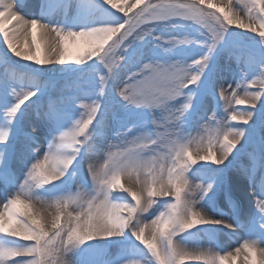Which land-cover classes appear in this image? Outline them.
Instances as JSON below:
<instances>
[{"label": "snow or ice", "instance_id": "1", "mask_svg": "<svg viewBox=\"0 0 264 264\" xmlns=\"http://www.w3.org/2000/svg\"><path fill=\"white\" fill-rule=\"evenodd\" d=\"M90 2L66 0V8L72 13ZM205 3L211 5L212 0H122L121 3L102 0L101 6H106L113 17L96 26L74 29L26 19L17 10L18 6H26L23 0L20 5L17 0H0V33L15 57L39 67L80 66L90 61L88 66L95 73L94 80L84 79L69 86L74 92L61 91L55 98L49 95L46 108L39 98L21 107L31 97L42 95L45 85L33 80L23 90L15 74L0 76V184L8 188L15 186L19 179L12 168V160L17 153L19 118L26 107L35 108L36 119L49 126L52 136L43 160L32 147L36 162L29 167L27 161H22L28 170L18 192L14 196L11 192L5 194L6 212L0 211V234H3L0 235V264H76L74 254L85 242L121 235L140 241L147 252L137 246L140 255L124 258L117 252L106 264H186L190 260L226 264L241 255L243 264H264V119L250 123L258 105L264 108V30L259 32L258 48L243 45L228 53L229 59L235 60L239 72L237 88H243L245 98L238 99L240 93L235 89L227 96L222 80L213 89L211 79L204 80V76L208 72L211 77L210 64L212 71L217 70L213 57L225 33L233 28L227 27L215 12L206 10ZM241 3L248 23L238 18L233 20L226 7L224 20L227 24L238 23L240 28H251L255 32L259 21V27L264 29V0H241ZM10 20L15 27L6 26ZM159 26L166 29L187 26L195 35L192 31L156 35ZM29 34L31 44L27 41ZM21 36L24 37L22 45L17 43ZM149 42L153 44L152 49L146 47ZM192 45L203 49L195 55L199 59L185 60L170 55L174 49ZM155 49L169 55L160 56ZM132 63L136 70H129V75L120 80V70ZM101 68L107 71L99 75L97 84L96 76ZM202 81L204 87L200 89ZM244 81L249 84L245 85ZM250 85H258V90L249 91ZM109 90L118 101L106 102ZM93 96L90 105H77L82 97ZM233 99L238 105L249 103L250 110L241 112L229 107ZM220 100L225 102V111L231 113L230 119L242 121L243 126L227 123L224 117L218 119ZM212 102L215 108L208 116ZM73 105L77 109L75 112ZM116 106L141 110L146 119L139 124L117 121L115 138L119 143L113 146L117 151H109L98 167L94 162L100 151L95 143V137L100 134L97 130L104 128L109 115L117 120L113 111ZM81 107L87 111L76 118ZM158 110L167 115H158ZM193 110H199V119L206 118L208 125L203 134L195 137L187 131L189 114ZM159 128L164 131H156ZM25 136L32 144L37 143L34 135L25 133ZM242 141L253 146L249 153L252 166L241 168V173L253 187L254 212L245 214L242 219L238 205L225 192L233 215L228 218L221 211L220 219L207 216L202 213L201 202L216 194L224 182V172L243 149L236 147ZM216 145H219L218 154L212 151ZM205 146L207 153L201 154ZM85 161H88L87 176L92 178L90 187L81 171V182L75 192L65 190L44 197L35 191L45 185H54L70 167L81 168ZM225 161L229 164L220 167ZM198 162L205 164L191 171ZM208 164L217 168L206 171ZM198 174L201 182L191 183L188 177ZM122 177L127 178V187L121 183ZM133 177L134 183L131 182ZM118 188L122 191H115ZM21 195L25 196L24 200ZM156 197L169 199L160 201L163 210L150 223H142L147 219L145 213L153 215L149 208L156 203ZM173 197L175 202H171ZM31 201L40 205L38 210L29 213L16 210L21 204L31 208ZM70 204L81 211L74 216L67 211ZM52 207L54 213L48 212ZM197 208L201 211L194 210ZM62 216L64 223H61ZM209 226L217 232L227 229L229 237L243 231V243L234 253L221 250L223 255L213 249H189L186 236H191L190 230L195 227L197 231L207 232ZM184 233L186 235H181Z\"/></svg>", "mask_w": 264, "mask_h": 264}, {"label": "rangeland", "instance_id": "2", "mask_svg": "<svg viewBox=\"0 0 264 264\" xmlns=\"http://www.w3.org/2000/svg\"><path fill=\"white\" fill-rule=\"evenodd\" d=\"M19 4H21V0H17ZM29 0H23V3L26 6H19L20 7V12L25 18L27 19V16L29 15L27 13V9L24 7H27ZM79 2V0H77ZM117 3H121L122 0H116ZM154 2V0H153ZM223 6L219 9L217 8H212L203 5V7L211 12H215L216 15L220 16V19L225 23V25L229 28L228 32L225 33L224 40L221 41V44L218 45L217 48V53L213 57V63L218 65V68L216 71H212V64L209 65V71L212 72L211 77H209L208 72L205 73L204 80H209L211 79L212 81V86L213 89L215 88L216 83L223 82V87L227 89L225 95L231 96L232 95V90L235 89L240 95L237 97L238 99H244V92L243 88H237V83L239 81V72L236 67L235 60L229 59L228 53L231 51H237L239 50V47L243 45H247L248 47L252 48H258L259 47V32L261 29L259 27V21H257L255 27L256 31L253 32L251 28L244 29L240 28L238 23H234L232 25H228L227 21L224 20V9L226 7L229 8V15L233 20L239 19V21H242L244 23H248V20L246 18V11L243 8V4L241 3V0H222ZM102 5V0H91L89 5L87 7H81L74 12L79 16L78 20H70L73 18L72 13H69L67 8H66V0H42V9L44 11V16L45 17H55V13H61L64 14L65 16H68L69 19L68 21L72 22L73 25H76L77 28L81 26H96L99 23H103L108 21L110 18L113 17V13L107 10L106 6H101ZM110 7V5H109ZM137 7H141V5H138ZM113 11H116L118 14L123 15L122 13H119L118 9H113ZM135 11V9L133 10ZM66 24H69V22H65ZM12 24V27H15L14 23L11 21L9 22L10 26ZM74 28V27H72ZM74 28V29H77ZM157 33L156 35H168L172 33H177V32H191L192 30L189 29L187 26L184 28H164L163 26H159L156 29ZM192 35H195V32H191ZM29 40L30 44L32 41V36L29 34ZM22 37V36H21ZM0 39L4 43V37L3 34L0 33ZM111 41H109L110 43ZM148 49L153 48L152 42H149L146 46ZM223 49V50H221ZM203 49L198 48L195 45L192 46H185L183 48H177L174 49L170 55H172L174 58H183L185 60H190V59H199V55ZM155 52L160 55V56H165L169 55L164 53L161 49H155ZM133 61H135V57H133ZM191 62V61H189ZM31 64V65H30ZM91 62H87L86 65H70V66H63V65H48L44 67H39L38 65H35L33 62H28L23 60L22 63L18 62V65L13 63L12 59L8 57L5 52H4V44L0 43V76H7V74H15L18 79H20L22 85H23V90H26V83L30 81H37L39 84L45 85L44 88L41 89L43 90V93L39 99L41 100V104L44 107L45 105L47 106L48 101H49V95H51L53 98L57 94H59L61 91L65 92H74L75 89L71 88L69 86L74 85L80 80L84 79H95V73L94 71L88 66L90 65ZM135 64H129L127 69H121L119 73V79L124 80L128 75H129V70L135 71L136 69L134 68ZM107 70L101 68L99 74L96 76V82L98 84V77L100 74H104ZM251 80V77L249 78ZM245 85L249 84V81H244L243 82ZM30 85V84H29ZM122 86V85H121ZM192 87V86H190ZM204 87V82L202 81L200 84V89H203ZM26 88V89H25ZM22 90L18 88V91ZM258 90V85H250L249 86V91H257ZM199 93V89L197 90ZM217 98L219 99V91H220V85L218 84L217 86ZM95 97L87 98V97H82L81 100L77 101V105L79 106L81 103L85 105H90L91 104V99H94ZM37 98H32L29 99V101H25L24 105L21 107H24L25 105L30 104V102L35 101ZM179 99V98H177ZM113 100L118 101V97H114V94L109 90V93L106 97V102L112 103ZM259 103V102H257ZM176 107H179V104L175 105ZM231 108L238 109L239 111H244L245 109L250 110V104L245 103L242 105L236 104V100L233 99L231 102V105H229ZM215 108V102L210 103L209 108H208V116L212 115V110ZM73 112L77 111L75 106L73 105ZM87 111L86 108L81 107L79 112L77 113L76 118L79 117L80 113ZM113 111L115 112V116L117 120H113L111 115H109L105 126L102 130L98 129L97 131L101 134L97 135L95 137V143L99 147V160L97 166H101L103 164L104 156L109 152H115L117 151L116 147H113L119 143V141L115 138L116 137V132L118 130V124L117 121L123 122L124 124H139L142 122L144 119H146V114H143L141 110L138 109H129V110H124L120 108L119 106L114 107ZM219 113L220 116L218 117H224L226 118L227 123L233 124V125H240L243 126L242 121H233L230 119L231 113H228L225 111V102L223 100H220L219 103ZM158 115H167V113H160L158 110ZM201 115L199 110H193L189 114V125L190 127L187 129V131L192 135V136H199L200 134H203L205 129L208 127L206 124L205 119H199V116ZM86 118V116H85ZM264 119V108H261L258 105V108L256 110V116L254 117V120L250 123L255 124L259 120ZM36 115H35V108L30 107L27 108L26 110L22 112L20 118H19V128H20V133H19V139L17 141V153L13 157L12 160V168L16 174V176L19 178L18 181L16 182L15 186H10L8 188H5L3 184H0V198L1 202L4 205L5 200V194L6 192H11L14 196V193L16 194L17 187L20 186V178L21 175L24 179V173L27 172V168L24 166V163L22 161H27L28 166L30 167L32 163L30 160V156L33 154L31 153V148L37 149L35 146L39 145L38 142L36 144H32L25 136V133H29L34 135L35 137H39L43 142L42 145H44L45 141H50L52 139L51 133L49 131V127L46 126L45 124L41 126L43 132L45 129H48L49 134H42L39 135L35 131H31L28 129V123L31 121H36ZM91 127V125L89 126ZM120 131H123V129H119ZM101 131V132H100ZM156 131L163 132V128L156 129ZM50 136V137H49ZM49 138V140H48ZM232 137L230 136L229 139ZM131 139V137H129ZM259 137H257V140ZM48 142H46V151L48 150ZM236 147H241L243 148L242 151L237 155L236 158L232 160V165L231 167H227L226 171L224 172V182L220 185L219 189L216 191V194L212 196L211 199H205L204 201L201 202V205L203 206L202 208V213H206L207 216L214 217L216 219H220L221 217L220 212H224L227 214V217L230 218L233 215V210L231 209L229 202L225 199V192H227L233 199V201L236 202L238 205L240 212H241V218H244L245 214H251L254 212V205H255V197L253 196V187L252 185L249 184L248 180L246 177L241 173V168H251L252 166V160L250 159L249 153L253 151V146L251 144L245 145L242 141L241 145L240 143H237ZM194 150V149H193ZM147 151V149L145 150ZM213 153L218 154L219 152V145H216L212 149ZM207 153V146H205V151L201 154H206ZM149 156L152 155V153H148ZM22 163V171L20 174V169L17 170V167L19 166V163ZM205 164V162H198L197 165H193L191 171H196L197 169L200 168L201 165ZM229 164V161H225V165H222L220 167H225ZM85 164L81 168H76V167H70L66 172L63 177L60 178V180L54 182V185H45L42 186L35 191L37 194L42 195L44 197H51L54 195H58L61 192L65 190H71L72 192H75L77 187H79L80 182H81V171L85 173ZM216 165H211L208 164L206 171L216 169ZM73 173H75L73 175ZM84 178H87L88 180V185L89 187L92 184V178L87 177L86 174H84ZM166 179V177H165ZM189 181L193 184L200 183L201 181L199 180V174L196 177H188ZM257 180H259V172H257ZM132 183L135 182V177L132 178L131 180ZM121 183H128L126 177H122ZM239 187L248 189L250 193L247 195L246 200H241L239 196L238 189ZM16 191V192H15ZM115 191H122L121 189H116ZM125 195H127L125 193ZM24 197V196H23ZM25 199V197H24ZM21 197V200H24ZM131 199V197H129ZM156 203L153 204L149 208V212L152 213L153 215L149 216L147 213L144 215L147 217L146 220H143L142 223H150V221L154 218L155 215L159 214V211L163 210V205L160 204L161 200H168V197H156ZM171 202H175L174 197L171 198ZM31 203V202H29ZM159 205V207L157 206ZM87 205L85 204V208ZM36 209V208H35ZM37 209H39L37 207ZM36 209V210H37ZM16 210L29 213L32 210L30 208H25L22 204L16 206ZM197 211H201L200 208L194 209ZM48 211L54 212L55 209L54 207L48 208ZM67 211L72 212L73 215L77 212H80L81 209L75 205H69ZM27 218V217H25ZM215 227H220V226H215ZM209 231H197L195 227L191 229L190 231L192 232L191 236H186V242H187V247L189 249H195V248H203V247H210L213 250L220 252L221 255L224 254L223 251H233L234 249L239 247L244 240V233L243 231L238 232L236 236L229 237L227 235L228 230L225 229L223 232H217L214 230L212 226H209ZM3 235V234H0ZM181 235H186V233L181 234ZM118 241H114L113 243L109 245H101L100 247L95 246L93 243L90 242H85L84 245H81L80 248L77 250V252L74 254V259L76 261V264H89V262L93 264H106V262L110 259V257L114 256L117 252H120L122 257L126 258L128 256H136L140 255V253L137 251V246L142 249L144 252H147V248L145 245H143L140 241H134L131 239L130 236L126 238L125 235L118 236ZM176 239V237H174ZM21 243H25L23 239H20ZM137 244V245H136ZM205 247V248H206ZM95 253L96 257L91 258L90 256ZM150 255V254H149ZM9 259H18V258H9ZM154 259V258H153ZM186 264H203L202 261H186ZM226 264H243V256L241 255L239 258L236 260H230L226 262Z\"/></svg>", "mask_w": 264, "mask_h": 264}, {"label": "bare ground", "instance_id": "3", "mask_svg": "<svg viewBox=\"0 0 264 264\" xmlns=\"http://www.w3.org/2000/svg\"><path fill=\"white\" fill-rule=\"evenodd\" d=\"M17 4L20 5L18 2H17ZM41 5H42V0H29L27 7H24L25 9H27V13L29 14L27 16V19H33L34 18V19H39L42 22L47 23V24H57V25L62 26V27H74V28H77L76 25H73L72 22H70V21L67 20V19H69L68 16H65L64 14H61L60 12L59 13L56 12L55 13V17H51V18H49L48 16L45 17L44 16V11H43ZM204 5L213 6V7L217 8V9H219V8H221L223 6V2H222V0H212V4L211 5H209L208 3H205ZM17 10L20 11V7L19 6L17 7ZM72 16H73V18H71L70 20H73L74 19V20L77 21L78 18H79V16L74 11H73ZM66 21L69 22V24H66L65 23ZM7 27H12V24L10 26H7ZM27 41L30 44L29 36H27ZM0 43L1 44H4V52H5V54L8 57H10L12 59L13 63H15L17 65H18V62L22 63L23 59L22 58L15 57V55L7 48L6 42L3 43L2 40L0 39ZM17 43L20 44V45H22L24 43V37L23 36L20 37V39H19V41ZM29 84H30V82L29 83L28 82L26 83V88L29 87ZM41 92L43 93V90ZM39 97H41V94L40 93H38V97H31L30 99H32V98L33 99L34 98H39ZM46 107L47 106L45 105L44 108H46ZM44 124H45L44 122L39 121V120L32 121V122L30 121L28 123V129L31 130L32 132L35 131L39 135H42L43 133L44 134H49L47 132L48 129L47 130L45 129V131L43 132L44 129H42L41 126H43ZM46 126H48V125L45 124V127ZM36 138H37L38 144L40 145V143H41V145H42V142L43 141L39 137H36ZM48 140H49V138H48ZM46 142H48V141H45L44 142V145L43 146H40L39 148H38L39 145L35 146L37 148L36 149V152L39 154L38 155V158L41 159V160H43L44 153L46 152ZM36 160H37V156H35V155L30 156V160L29 161L36 162ZM98 160H99V156L96 157V158H94V162L96 164H98ZM22 163L20 162L19 163V166L17 167V170L20 169V174H21V171L23 169L22 168L23 167L22 166ZM87 167H88V161H85V168H84L85 169V173L84 174H86V176H87ZM87 177H90V176H87ZM23 181H24V179H23V177L21 175L20 185L23 183ZM124 185H125V187H127L128 186V183H124ZM19 189H20V186L17 187L16 191L18 192ZM238 191H240L239 192V196H240L241 200H244L245 201L246 198H247V195L250 193V191L248 189H245V188H242V187H239ZM14 195H15V193H14ZM21 197L24 199L25 196L23 197V195H21ZM2 204L3 203L1 202V198H0V211H5L6 212V209L4 208V205H2ZM31 205H32V207L30 208L32 210L31 212L36 211L37 207L38 208L40 207V205L37 204L35 201H31ZM48 212L54 213L52 211H48ZM64 220H65V217L62 216L61 217V223H64ZM118 239H119L118 236H116V237H112L110 239L97 238V239H95L93 241H87V242L93 243L95 246L100 247L101 245H109V244L113 243L114 241H118ZM205 247H203L202 249H214L213 246H212V248H210V247H206L205 248ZM90 257L91 258H95L96 257L95 253H93V255L90 256ZM89 264H93V263L89 262Z\"/></svg>", "mask_w": 264, "mask_h": 264}, {"label": "water", "instance_id": "4", "mask_svg": "<svg viewBox=\"0 0 264 264\" xmlns=\"http://www.w3.org/2000/svg\"><path fill=\"white\" fill-rule=\"evenodd\" d=\"M206 6H207V5H206ZM209 7L215 8V7H213V6H209Z\"/></svg>", "mask_w": 264, "mask_h": 264}]
</instances>
